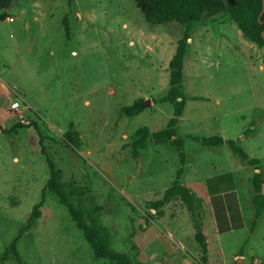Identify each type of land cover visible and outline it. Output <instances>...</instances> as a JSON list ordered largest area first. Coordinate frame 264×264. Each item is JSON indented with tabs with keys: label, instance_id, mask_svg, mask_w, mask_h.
Here are the masks:
<instances>
[{
	"label": "rangeland",
	"instance_id": "obj_1",
	"mask_svg": "<svg viewBox=\"0 0 264 264\" xmlns=\"http://www.w3.org/2000/svg\"><path fill=\"white\" fill-rule=\"evenodd\" d=\"M190 28L181 85L202 99L187 100L177 134L233 139L260 159L264 179V47L245 39L224 11ZM182 30L176 22L147 23L132 0H13L0 8V127L26 125L0 130V253L17 235L19 259L7 252L0 264L111 263L93 258L45 188L46 157L61 182L84 189L82 202L94 205L110 247L125 250L130 228L152 201L143 190L166 188L180 164L168 143L147 142L134 158L131 141L136 128L157 131L171 116V105L157 99L167 90V62ZM136 98L142 111L122 115L120 107ZM14 100L18 109L10 112ZM68 130L77 132V146L65 141ZM183 149L186 162L196 153L214 157L189 139ZM41 191V215L24 228ZM255 227L264 235V213Z\"/></svg>",
	"mask_w": 264,
	"mask_h": 264
},
{
	"label": "trees",
	"instance_id": "obj_2",
	"mask_svg": "<svg viewBox=\"0 0 264 264\" xmlns=\"http://www.w3.org/2000/svg\"><path fill=\"white\" fill-rule=\"evenodd\" d=\"M13 0H0V8L5 7ZM138 8L143 19L149 24H161L165 22H176L183 26L181 36L176 40L172 54L167 62L168 87L165 94L157 99V102H168L171 105V116L167 119L164 128L154 132H149L146 126H140L133 131L134 139L131 141V155H138L137 148H143L148 140L154 144L164 145L168 143L174 146L179 166L174 170V177L170 184L164 189L162 195L149 203V209L156 210L171 198H179L186 211L193 228V238L200 250V263H207L206 235L200 216V198L190 192L181 182L185 172L186 156L183 149L185 139L192 140L202 148H218L226 144L229 150L242 162L253 168L250 185L251 195L249 198L252 208V218L249 221L250 228L256 224V219L264 213V195L262 187L264 179L262 177L261 161L256 157H249L247 153L235 143L233 139H226L220 135H194L191 133L177 134V120L181 116L184 104L187 100H200L199 96H187L182 90V63L187 51V40L189 38L190 27L193 22H197L203 17H210L224 11L227 18L236 25L241 35L253 42L257 47H264V0L263 10H261V0H132ZM61 24L68 37L69 26L66 16L61 17ZM263 34L261 35V32ZM143 109L141 98L134 99L130 104L120 107L119 112L132 117ZM30 124L36 129V123ZM20 126H26L20 122H15L8 129H1L2 132H10ZM251 129V128H249ZM66 142L74 146L79 144L77 132L72 130L63 133ZM48 167V178L45 188L51 192L57 202L63 205L72 220L74 226L80 231L84 241L91 250L94 259L106 258L110 264H132L127 254L115 251L110 247L109 239L104 229L98 222L97 212L94 205L85 206L82 202L83 188L74 184L61 182V173L53 162L46 157ZM44 191H41L40 199L32 206L26 219L24 228L34 224L41 215L40 207L43 203ZM148 216L152 214L148 210ZM17 235L4 247L0 253V260H4L7 252H11L15 260L19 263L16 250Z\"/></svg>",
	"mask_w": 264,
	"mask_h": 264
},
{
	"label": "crops",
	"instance_id": "obj_3",
	"mask_svg": "<svg viewBox=\"0 0 264 264\" xmlns=\"http://www.w3.org/2000/svg\"><path fill=\"white\" fill-rule=\"evenodd\" d=\"M227 148L226 144L202 148L213 152L214 157L194 154L186 162L181 178L182 184L200 198L206 264H264V235L257 232L259 228L254 226L255 230L249 225L250 179L256 170L230 155L227 157ZM164 189L143 191L153 201ZM148 210L151 216L147 215ZM148 210L135 219L123 251L132 264H201V253L182 201L171 198L158 209Z\"/></svg>",
	"mask_w": 264,
	"mask_h": 264
},
{
	"label": "built area",
	"instance_id": "obj_4",
	"mask_svg": "<svg viewBox=\"0 0 264 264\" xmlns=\"http://www.w3.org/2000/svg\"><path fill=\"white\" fill-rule=\"evenodd\" d=\"M12 18H7V20H11ZM7 109L10 111V112H14L18 109V101L17 100H14V101H10L8 106H7Z\"/></svg>",
	"mask_w": 264,
	"mask_h": 264
},
{
	"label": "water",
	"instance_id": "obj_5",
	"mask_svg": "<svg viewBox=\"0 0 264 264\" xmlns=\"http://www.w3.org/2000/svg\"><path fill=\"white\" fill-rule=\"evenodd\" d=\"M262 10H263V0H261V10H260V12H259L257 18H259L260 13L262 12ZM262 34H263V31L261 32V35H262ZM146 103H147V102H146Z\"/></svg>",
	"mask_w": 264,
	"mask_h": 264
}]
</instances>
